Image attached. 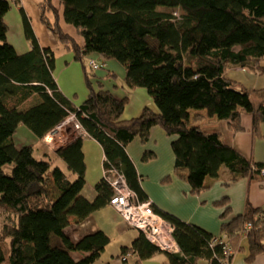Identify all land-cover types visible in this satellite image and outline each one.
<instances>
[{"label":"trees","instance_id":"1","mask_svg":"<svg viewBox=\"0 0 264 264\" xmlns=\"http://www.w3.org/2000/svg\"><path fill=\"white\" fill-rule=\"evenodd\" d=\"M59 3L64 21L84 39L83 46L61 31L58 10L51 0L38 3L41 22L75 59L83 61L96 53L98 58L119 61L127 88L146 89L157 110L144 107L138 116L123 119L128 97L95 90L87 72L88 96L80 105L73 104L53 78V51L40 46L23 10L21 19L30 48L19 54L7 42L4 15L10 6L8 0H0V212L8 216L0 227V264H91L109 240L100 230L76 241L65 232L109 204L113 195L103 176L94 185L92 199L82 194L86 183L82 137L54 150L63 167L50 158L35 157L32 145L16 147L13 135L20 125L42 140L75 112L88 136L101 145L103 168L122 173L139 201L149 199L125 147L135 137L146 142L155 126L174 137V166L187 170L191 193L205 188L207 177L219 179L224 171L225 185L245 177L264 178L263 162L242 156L219 132H207L188 122L190 110L205 109L208 116L226 121L234 133L243 130V115L251 117L254 131L264 123V87L246 88L226 74L231 67L264 72V63L260 64L264 58V0ZM153 156L146 151L142 160ZM7 165L11 168L6 169ZM215 203L225 204L224 216L229 210L227 198ZM151 207L173 226L180 252L168 254L170 264H196L200 259L224 264V244H212L213 235L159 210L152 202ZM263 212L264 207L246 203L243 213L221 226L228 236L225 243L234 252L241 233L245 235L249 261L264 252ZM248 222L251 229L244 233ZM7 242L9 247L4 250ZM130 249L142 260L159 250L142 233L121 254Z\"/></svg>","mask_w":264,"mask_h":264},{"label":"crops","instance_id":"2","mask_svg":"<svg viewBox=\"0 0 264 264\" xmlns=\"http://www.w3.org/2000/svg\"><path fill=\"white\" fill-rule=\"evenodd\" d=\"M8 1L10 7L4 15V22L8 28L7 42L19 54L29 50L30 44L24 35L20 13L23 10L40 46L53 51L55 56L53 78L57 87L73 104L80 105L89 93V89L83 85L80 79L81 66L75 62L74 53L64 46L55 34L41 22L38 3L42 0ZM51 2L58 10L61 31L79 46H83L84 39L72 25L64 21L59 0H51ZM48 15L52 18L50 12ZM90 57L88 55L84 57L85 63L82 61V66L86 64L87 67H90L87 63ZM115 71L122 76L119 77ZM92 72L93 76L90 78V82L95 90L102 88L118 98L128 97L122 114L123 119L138 116L144 107L157 110L146 89L127 88L124 83V67L120 70L119 65L107 60L102 68L92 70ZM110 74H113L114 77H111ZM226 74L246 88L264 87V79H261L264 72L231 67ZM244 116L242 117L243 130L236 133L230 130L226 121L208 116L205 109L190 110L188 122L190 125H198L207 132H219L222 140L233 146L242 156L264 163V123H259L254 131L251 117ZM64 136L67 143L75 138V134L70 131ZM173 138L160 127L155 126L151 128L146 142L135 137L125 147L137 173L142 176V190L159 210L203 229L213 235V238L221 237L227 240L228 236L221 230L223 223H227L243 213L246 203H250L255 208L264 207V178L245 177L225 185L227 176L224 171L219 179L207 177L205 188L197 193H191L186 180L187 170L176 169L174 166V155L171 148ZM13 142L16 147L32 145L34 156L37 158H50L54 164L60 166L63 164L59 158H56L54 150L36 138L24 125H20L15 131ZM146 151H151L154 156L143 161L142 155ZM82 152L86 182L83 192H86L84 194L87 198L92 199L95 196L94 185L103 175L104 153L99 142L89 136L82 137ZM5 167L6 169L11 168L10 165ZM224 197L227 198L229 210L222 216L225 204L217 205L215 202ZM98 230L104 232L109 240L99 258L91 264H135L137 262L138 264H170L169 253L160 250L143 260L131 249L122 255V248H129L141 232L130 227L109 204L92 212L81 222L68 226L65 232L71 240L76 241L82 236ZM234 248L235 252L230 264H264V252L257 254L253 260H248V242L242 233ZM196 264H208V262L200 259L196 260Z\"/></svg>","mask_w":264,"mask_h":264},{"label":"built area","instance_id":"3","mask_svg":"<svg viewBox=\"0 0 264 264\" xmlns=\"http://www.w3.org/2000/svg\"><path fill=\"white\" fill-rule=\"evenodd\" d=\"M88 65L92 69H99L105 65L103 58L88 59ZM73 131L75 137L88 136L85 129L78 121L75 112H70L58 125L46 133L42 141L48 147L57 148L65 143V133ZM264 172V166L261 169ZM111 185L113 195L109 200V205L121 215L123 220L132 228L140 231L144 237L156 248L168 253H179L180 249L173 237V226L163 219L159 214L153 211L151 201H139L136 193L131 190L122 173L117 172L114 168H103L102 175ZM264 216V212L262 213ZM251 229L248 222L244 225L243 232ZM225 238H213L212 244H224V264H230L229 258L233 256L232 250L224 241ZM124 258V257H122Z\"/></svg>","mask_w":264,"mask_h":264},{"label":"rangeland","instance_id":"4","mask_svg":"<svg viewBox=\"0 0 264 264\" xmlns=\"http://www.w3.org/2000/svg\"><path fill=\"white\" fill-rule=\"evenodd\" d=\"M97 55V56H96ZM89 57L90 56H92V58H97L98 57V54H96V53H91V54H89L88 55ZM76 61L75 62H77V63H79V65L81 66V76H80V79H81V82H83V85L86 87V88H88L87 87V81H86V77H85V73L87 72V73H89L90 74V78L93 76V72H92V70H94V69H92L91 67H87V65L86 64H84L83 66H84V68H83V66H82V61L81 60H77V59H75ZM107 60H109V61H112V63H116L117 65H119L120 66V70H121V68L123 67V65L119 62V61H117L116 59H106L105 60V63H106V61ZM83 62L85 63V58L83 59ZM87 63H88V61H87ZM264 63V58L261 60V62H260V64L262 65ZM119 70V69H118ZM247 71H251L250 69H247ZM116 72V74H118V76L119 77H121L122 75H119V73L117 72V71H115ZM261 79H264V74L262 75V77H261ZM244 117H248V115H245ZM224 121V120H223ZM70 132H73V131H70ZM74 133V132H73ZM74 134H76V133H74ZM67 142H65L64 144H66ZM63 144V145H64ZM49 148H51L52 150H55L56 148H52V147H49ZM63 167H64V164H61ZM66 169V168H65ZM85 191V190H84ZM84 193H86V192H83L82 191V194L83 195H85ZM86 196V195H85ZM89 198V197H88ZM113 207V206H112ZM8 218V216H6L5 214H3L2 212H0V227H1V225L4 223V222H6L5 220ZM8 247H9V244H8V242H7V244H4L3 243V248H4V250H7L8 249ZM7 248V249H6Z\"/></svg>","mask_w":264,"mask_h":264}]
</instances>
